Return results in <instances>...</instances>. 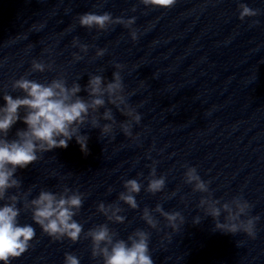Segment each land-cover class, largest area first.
<instances>
[{"label":"clouds","instance_id":"clouds-1","mask_svg":"<svg viewBox=\"0 0 264 264\" xmlns=\"http://www.w3.org/2000/svg\"><path fill=\"white\" fill-rule=\"evenodd\" d=\"M176 2L177 0H140L146 7L162 9L172 8ZM238 8L241 21L259 14L258 9H252L245 3H239ZM135 20V17L114 18L109 12H86L78 17L79 25L89 30L107 31L110 26L123 25L130 30L133 41L138 39L137 30L132 27ZM73 46H78L84 53L89 48L87 44H80L78 39H74ZM105 51L106 49H97L96 56L102 57ZM73 57L77 61L83 59L76 53ZM114 67L117 71L113 72L111 81L105 82L101 75H90L83 88L75 81L69 86L63 75L48 83L28 79L27 75L21 76L12 82L11 87L13 91L19 90L24 95L15 98L11 94L3 95L4 104L0 106V201L6 202L0 205L2 264H11L13 259L21 257L29 250L36 237V230L31 224L20 225L18 222L21 209L17 204L21 198L24 210L31 211L34 223L54 241L66 238L76 243L83 234L85 239L91 240L92 257H102L103 264H154L149 249V233L144 230H136L127 240L118 239V234L110 230L107 224L97 225L84 232L83 225L74 219L83 205L84 193L63 186L61 192L41 189L38 196L31 200L28 199L30 190L23 194L17 192L8 195L10 189L21 187V181L15 175L17 170L36 162L40 159V153L56 148L66 149L74 138L81 152L88 155L89 137L81 133V126L90 124L93 129H100L102 136L113 137L117 121L112 109L106 107V104L114 105L122 115L128 117L119 124V128L126 137L133 136V125L140 123L141 116L127 102L120 74L124 65L117 63ZM51 68V64L42 61L33 60L31 64L32 72H44ZM82 91L87 93V99L79 95ZM101 108L105 109L102 115L99 114ZM21 109H24L23 115ZM101 120L107 123L101 124ZM18 121H22L26 128L18 129L15 138L8 139L9 131ZM185 168L184 182L192 185L194 192L207 194L201 197L198 207L206 217L213 219V231L231 235L242 232L255 238V226L259 217L249 215L252 205L242 196H235L224 202L213 198L209 190L211 182L204 181L196 167L185 165ZM146 179L147 192L154 195L164 190L166 177H157L154 165ZM123 187L125 191L119 193L118 200L137 209L135 194L141 191L142 183L135 178L127 179L123 182ZM122 210L118 204L105 205L100 202L97 206L98 212L115 223L125 221V217L119 214ZM154 211L165 218L173 231H178L185 223V217L179 211L166 212L159 204ZM142 219L151 228H157L158 221L147 207L143 210ZM200 222V216L193 218V224ZM64 264H80V260L74 254L65 253Z\"/></svg>","mask_w":264,"mask_h":264}]
</instances>
